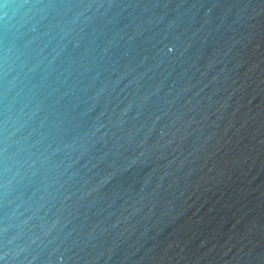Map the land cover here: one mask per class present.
<instances>
[{"label": "water", "instance_id": "1", "mask_svg": "<svg viewBox=\"0 0 264 264\" xmlns=\"http://www.w3.org/2000/svg\"><path fill=\"white\" fill-rule=\"evenodd\" d=\"M3 3L0 253L264 264V0Z\"/></svg>", "mask_w": 264, "mask_h": 264}, {"label": "clouds", "instance_id": "2", "mask_svg": "<svg viewBox=\"0 0 264 264\" xmlns=\"http://www.w3.org/2000/svg\"><path fill=\"white\" fill-rule=\"evenodd\" d=\"M0 6L3 7L4 11H5V18H7L8 16V11L9 9L13 8L14 6L9 5L7 3H3V0H0ZM16 7H27L28 10L30 11L33 8H37L38 5H20V6H16ZM43 7H47L42 6L41 7V11L43 10ZM11 49H6L4 56H3V62H4V75L7 76L8 71H10L9 67H8V52H10ZM7 94V88L5 89V95ZM5 123H7V121H5ZM10 147V134L5 135L4 137V143H3V148L0 149V153L3 154V160L5 163V167L3 169V187L5 189L8 188V186L11 184V179L9 178V172L11 171L10 167L8 166L7 162L9 160V154H8V150ZM28 245L27 244H15L12 245L10 241L6 242L4 245V251L2 253H0V261H2V264H13V262H15L17 260L18 257L21 256L22 253H26L28 251Z\"/></svg>", "mask_w": 264, "mask_h": 264}]
</instances>
